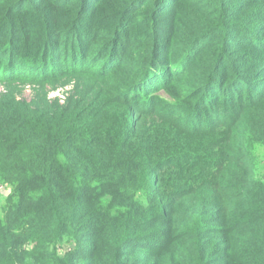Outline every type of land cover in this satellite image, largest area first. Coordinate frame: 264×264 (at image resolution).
Returning a JSON list of instances; mask_svg holds the SVG:
<instances>
[{
	"label": "trees",
	"instance_id": "1",
	"mask_svg": "<svg viewBox=\"0 0 264 264\" xmlns=\"http://www.w3.org/2000/svg\"><path fill=\"white\" fill-rule=\"evenodd\" d=\"M248 1L252 28L239 14ZM0 8L39 26L16 37L6 23L0 71L74 82L62 105L0 94V183L11 189L0 201V264H264V187L250 195L249 144L225 133L249 112L264 145V79L238 64L243 45L264 49V4L0 0ZM182 12L189 18L177 28ZM159 93L170 104L159 108Z\"/></svg>",
	"mask_w": 264,
	"mask_h": 264
},
{
	"label": "rangeland",
	"instance_id": "2",
	"mask_svg": "<svg viewBox=\"0 0 264 264\" xmlns=\"http://www.w3.org/2000/svg\"><path fill=\"white\" fill-rule=\"evenodd\" d=\"M240 2H246L247 0H239ZM259 5L264 4V0H256ZM248 5H251L249 9L242 11L240 14L243 19L242 25L245 28H252L253 21L256 19L252 12H255L256 8L248 1ZM180 18H184L185 21L179 24V19L177 23L178 26L184 27V23L189 18V14L182 12ZM11 20L13 23V28L16 33L15 36H20L21 33L29 32L31 29H38L37 20L25 13L24 15L15 14L11 18L6 19L4 12L0 8V31L3 30L6 23ZM196 20V19H195ZM9 29H4L5 34H7ZM18 32V33H17ZM1 34V33H0ZM245 44V43H244ZM8 44L5 43L2 48H8ZM242 58L239 61V65H244L245 70L249 73L250 76L257 80L264 79V49H260L256 46L243 45V49L240 53ZM137 56H134L136 58ZM13 74L8 70L7 67L0 71V94L8 92L9 94H14L16 98L26 101L27 103H41L46 96V100L62 105L70 97V93L74 91L73 79L59 77L49 82L38 83L30 81H14ZM85 81V80H84ZM81 83V82H76ZM87 84V81H85ZM92 81H89V84H92ZM177 89V86L174 90ZM160 103L158 104L159 108L170 104V99L164 93H159L158 95ZM184 105V104H182ZM257 121L251 119V114L247 112L244 114L238 123H235V120L228 126L230 130L225 133H230V136L233 138H241L245 136L247 144H249V149L246 151V157L242 159V164L246 168L248 175L247 179L249 180L252 177L257 186L251 191V196H256L257 191L261 187H264V145L259 141V135L263 131V128L256 127ZM215 125H212V127ZM224 130L223 129H214L213 138L217 139L220 142H223ZM243 158V157H242ZM211 159L207 158L206 161ZM234 161L232 162L233 165ZM231 165V166H232ZM229 167V169L231 168ZM228 169V170H229ZM246 172L242 170L241 173ZM246 172V174H247ZM238 172L237 177L241 176ZM235 177H230L231 180H234ZM227 180V175L226 178ZM11 189L3 183H0V201L3 202L10 195Z\"/></svg>",
	"mask_w": 264,
	"mask_h": 264
}]
</instances>
